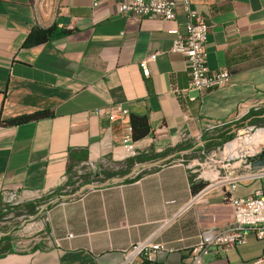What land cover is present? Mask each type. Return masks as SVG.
<instances>
[{
  "label": "crops",
  "instance_id": "obj_1",
  "mask_svg": "<svg viewBox=\"0 0 264 264\" xmlns=\"http://www.w3.org/2000/svg\"><path fill=\"white\" fill-rule=\"evenodd\" d=\"M125 1L0 0V121L54 113L21 126L0 125V205L50 197L83 170L99 185L54 207L34 238L0 231V264H126V253L144 242L163 248L127 264H187L202 230L233 221L222 188L195 198L200 191L193 193L185 162L134 163L116 182L99 183V172L129 159L124 144L132 138L131 115L147 116L152 131L132 139L138 156L174 149L183 134L190 136V156L209 129L264 106V0H191V9L211 26L209 69L231 75L228 86L203 93L184 91L186 59L172 51L187 31L182 5L173 21L139 20L120 14ZM54 24L72 33L24 46L32 31ZM153 54L146 76L141 62ZM263 184L242 182L234 195L252 196ZM263 251L264 241L250 232L245 244L212 249L204 263L247 264Z\"/></svg>",
  "mask_w": 264,
  "mask_h": 264
},
{
  "label": "built area",
  "instance_id": "obj_2",
  "mask_svg": "<svg viewBox=\"0 0 264 264\" xmlns=\"http://www.w3.org/2000/svg\"><path fill=\"white\" fill-rule=\"evenodd\" d=\"M179 4L182 5L188 19L187 31L184 36H180L174 41L172 51L182 54L186 59L190 81L187 89L184 91L189 90L203 93L228 86L231 82L229 71L224 69L222 71L213 72L207 65L206 41L211 26L203 16L198 15L191 9V0H128L120 4L119 12L122 15L128 14L139 20L157 18L164 21H173L176 18V7ZM97 6L98 2H94V7ZM156 58L157 55L153 54L148 59L141 62L144 75H148V63L150 61H155ZM262 108H264V106L257 107L255 110L258 111ZM225 124L226 123L217 124L209 129V131H213ZM254 127L255 126L246 128L252 130ZM257 131L258 130H256V132ZM231 142L226 144V146ZM189 143L190 136L183 134L178 140L172 143L170 148L187 145ZM124 149L129 158L138 156L130 136H127L125 139ZM218 149L220 150V148ZM261 150L262 149L258 150L256 153H248L245 156L239 157L229 158L224 156L220 160L221 165L218 171H203L196 179V182L205 183L206 186L195 198L214 188H222L224 201L233 209V221L225 229L207 228L202 230L198 236V241L190 249L187 264H205L204 258L210 254L212 249L227 251L228 249L245 244L250 232H253L258 240L264 241V188L257 190L254 195L248 197H236L234 195L237 191L238 184L242 182L262 180L264 183V169L253 170L255 161L264 151ZM224 151L221 153H224ZM189 154L190 152L187 151L184 152L182 156H188ZM196 154H200V156L203 157L209 155V152L204 149L201 143V146L197 148ZM211 156L214 157V154ZM242 157L245 158L244 161H242ZM174 163H184V160L181 159ZM198 165L201 164L195 163L189 165L193 175H196L199 171L196 169ZM241 169L242 171L239 173ZM221 170L227 173L224 177L220 176ZM72 236L73 235H69V237ZM162 248L163 246L160 243L152 244L150 242H144L134 245L131 250L126 253V264L132 262L135 257H139L143 254L146 255V253H149L151 250L152 252H156ZM149 255H151V253ZM247 264H264V251L260 257Z\"/></svg>",
  "mask_w": 264,
  "mask_h": 264
},
{
  "label": "trees",
  "instance_id": "obj_3",
  "mask_svg": "<svg viewBox=\"0 0 264 264\" xmlns=\"http://www.w3.org/2000/svg\"><path fill=\"white\" fill-rule=\"evenodd\" d=\"M72 31L68 30H59L57 28V25H52L49 28L46 29H37L35 31H32L30 35L28 36L24 46L30 47L35 44H44L50 40H53L60 36H65L71 34ZM54 113L50 110H44V111H38L31 114H25L21 116H17L8 120L0 121V125L8 126V127H16L25 125L32 122H38L41 120L51 119L53 118ZM264 123V108L256 111H250L245 117L241 118L238 121L226 123L224 126L219 127L211 131V133H207L203 137V146L204 149L208 151H213L218 148L224 147L229 142L233 141L236 137L239 130L249 127V126H260ZM130 125H131V133H132V139L135 142L141 141L145 139L147 136H149L152 131L149 124V119L147 116H138V115H131L130 116ZM192 149L189 146L181 145L177 146L174 149L166 150L165 152L157 155H139L137 157L129 158L124 163H117L113 167H107L106 169H103L99 172V176H103L106 180L113 181L116 178H124L128 174V170L134 163H141L145 164L153 160H158L166 157H170L167 159L161 166L164 165H170L177 161L179 158H183L184 156L178 157L180 154L189 151ZM177 154V157L174 156ZM156 156V157H155ZM173 156V157H172ZM159 169V168H155ZM152 169V170H155ZM148 171H144L138 176H136L134 179H125L124 182H130L137 180L140 178L141 175L146 174ZM78 176L76 174L71 175V181L69 180L61 189H59L57 192H55L54 196H59L58 198H61L64 196L63 191L69 187H73L72 193H81L83 187L86 185L93 184V182L96 181L95 178H90L89 175H85L86 178L81 179L82 177H77L76 179H73L74 177ZM192 182V191L193 193H197L198 191H201L206 184L205 183H198L195 184L196 179L194 181V178H191ZM99 186V185H98ZM262 188H264V184L262 185ZM38 202V201H37ZM28 203L24 205H20L18 207H11L9 204H2L0 205V220L5 217L8 213L14 211V210H32L36 203ZM13 209V210H12Z\"/></svg>",
  "mask_w": 264,
  "mask_h": 264
},
{
  "label": "rangeland",
  "instance_id": "obj_4",
  "mask_svg": "<svg viewBox=\"0 0 264 264\" xmlns=\"http://www.w3.org/2000/svg\"><path fill=\"white\" fill-rule=\"evenodd\" d=\"M251 127V126H249ZM264 130V123L262 125H258L254 127L252 130L243 128L238 131L236 137L234 138L233 141L237 139H244L247 138L248 140L251 139L252 135L255 134L256 130L261 131ZM257 131V132H258ZM240 132V133H239ZM232 143V142H231ZM228 146V145H227ZM213 151H208L209 155L201 157L200 154H195V155H190V156H184L183 160L187 165H193L195 163H200L201 165L196 166V169L199 170L196 175H194V178L197 179L199 175L203 171H218L219 166L221 165L220 160L227 154L221 153L224 151L225 147ZM249 147L247 151H245V155L248 153H256L258 150L262 149L261 151L264 150V143L262 146L258 148L257 146H247ZM256 148V149H254ZM214 154V157L211 155ZM244 155V156H245ZM228 157V155H227ZM248 157V156H246ZM230 158V157H229ZM242 161L245 160L244 157L241 158ZM240 160V159H239ZM241 161V162H242ZM242 169L239 171L241 173ZM237 173L238 175H240ZM227 173L224 170H221L220 176L224 177ZM87 171L83 170L81 171L80 174H78L77 177H82L81 179L86 178ZM76 177V178H77ZM104 181H107L106 179H102L99 181V183H103ZM73 190V187H69L63 191L64 197L58 198L59 196H54L53 194L50 197H43L38 200L36 203L35 207L32 210H27V209H20V210H14L7 215L3 219L0 220V231H3L5 233H9L11 235L13 232L18 231L15 235H22L18 237H23L24 240L34 238L37 234V230L41 227H46L48 223V215L51 212V210L56 207L59 203L68 200L70 198H74L78 196V193H72L71 191ZM17 203L15 200H13V204ZM22 205L16 204L12 205L11 207H18ZM13 210V209H12ZM14 236V237H16Z\"/></svg>",
  "mask_w": 264,
  "mask_h": 264
},
{
  "label": "bare ground",
  "instance_id": "obj_5",
  "mask_svg": "<svg viewBox=\"0 0 264 264\" xmlns=\"http://www.w3.org/2000/svg\"><path fill=\"white\" fill-rule=\"evenodd\" d=\"M263 143H264V130H261L256 132L254 135H252L250 140L244 138L233 141L227 146L224 153L227 154L228 157L244 156L245 151H247L249 148L247 146L253 145L259 148L260 145L262 146Z\"/></svg>",
  "mask_w": 264,
  "mask_h": 264
},
{
  "label": "water",
  "instance_id": "obj_6",
  "mask_svg": "<svg viewBox=\"0 0 264 264\" xmlns=\"http://www.w3.org/2000/svg\"><path fill=\"white\" fill-rule=\"evenodd\" d=\"M147 166V165H145ZM260 169H264V151L258 156L257 160L255 161L254 165H253V170H260ZM119 179H114L113 182L118 181ZM99 187L98 185L95 184H90V185H86L85 187L82 188L81 192L87 190V189H95Z\"/></svg>",
  "mask_w": 264,
  "mask_h": 264
}]
</instances>
